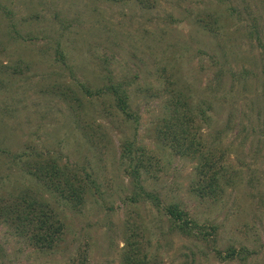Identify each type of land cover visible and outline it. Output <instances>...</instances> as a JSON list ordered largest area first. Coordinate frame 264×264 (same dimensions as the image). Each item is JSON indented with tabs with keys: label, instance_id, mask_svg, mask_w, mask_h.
Returning a JSON list of instances; mask_svg holds the SVG:
<instances>
[{
	"label": "rangeland",
	"instance_id": "obj_1",
	"mask_svg": "<svg viewBox=\"0 0 264 264\" xmlns=\"http://www.w3.org/2000/svg\"><path fill=\"white\" fill-rule=\"evenodd\" d=\"M157 3L0 0V206L31 190L64 224L40 250L0 221V264H122L128 241L149 264H264V0ZM178 94L203 156L178 155L160 134ZM212 152L224 170L202 197L198 167ZM43 159L91 175L85 203L27 173ZM174 205L207 228L183 235ZM210 226L218 252L203 239Z\"/></svg>",
	"mask_w": 264,
	"mask_h": 264
},
{
	"label": "trees",
	"instance_id": "obj_2",
	"mask_svg": "<svg viewBox=\"0 0 264 264\" xmlns=\"http://www.w3.org/2000/svg\"><path fill=\"white\" fill-rule=\"evenodd\" d=\"M133 1L144 6V8L153 9L159 0ZM61 57L64 58V55L61 54ZM109 89L120 94L117 102L118 109L127 118H133L128 103V95L124 92L119 93L120 91L115 90L113 87ZM86 92L89 95H94L91 90L86 89ZM69 94L72 95L74 92L71 91L63 95L67 98ZM74 98L75 100L78 99L75 96ZM169 106L174 111L171 113V117L165 118L163 126L160 128V134L163 135L166 142L170 141L172 143L171 147L173 150H176L178 155L196 157L199 154L201 156L204 145L196 142L191 132L190 126L194 122L195 115H193V110L188 106V99L184 95L178 94L172 98ZM129 145L123 146L124 157L132 160L135 152L130 149ZM222 159L223 156L216 158L215 152L209 153L206 157L204 155V160L198 167V185L202 197L217 193L219 178L224 170L220 165ZM140 164L141 159L137 167ZM27 173L66 204H72L74 207H77L86 201L89 189L87 183H90L91 180L89 173H86L84 179L80 178L77 172L70 171L67 167H62L54 159L34 161L28 165ZM166 211L175 222L176 229L185 236L197 238L195 231L207 228L190 220L187 217V213L180 210L178 206H170ZM0 221L10 224L20 236L27 239L31 245L40 250L53 249L55 244H58L61 240L64 231V224L60 220V215L49 203L43 202L36 197V194L31 190H22L17 194L9 195L8 199H4L0 206ZM210 228V232L207 235H203V239L211 237L212 248H214L217 246V239L215 237L217 229L215 226H210ZM215 252H218L217 249H215ZM234 254L235 251L231 248L228 257H233ZM217 257L223 259L220 251L217 253ZM75 261L72 264H76ZM78 264H85L84 259ZM122 264H149V253L146 247L144 245L140 246L137 242L128 241V247L124 253Z\"/></svg>",
	"mask_w": 264,
	"mask_h": 264
}]
</instances>
